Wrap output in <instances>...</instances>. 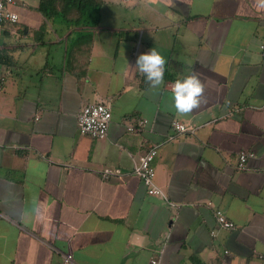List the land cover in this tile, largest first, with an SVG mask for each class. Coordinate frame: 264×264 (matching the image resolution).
Listing matches in <instances>:
<instances>
[{"label": "crops", "instance_id": "0c3cea01", "mask_svg": "<svg viewBox=\"0 0 264 264\" xmlns=\"http://www.w3.org/2000/svg\"><path fill=\"white\" fill-rule=\"evenodd\" d=\"M72 1L47 18L16 0L0 28V264H264L260 0H103L78 23ZM153 48L167 61L157 89L135 67ZM193 72L207 103L180 115L173 86ZM98 101L112 110L102 139L77 121ZM174 122L194 133L169 140ZM154 146L165 196L135 173Z\"/></svg>", "mask_w": 264, "mask_h": 264}, {"label": "built area", "instance_id": "2783aa9c", "mask_svg": "<svg viewBox=\"0 0 264 264\" xmlns=\"http://www.w3.org/2000/svg\"><path fill=\"white\" fill-rule=\"evenodd\" d=\"M16 6V0H0V28L4 23H15L19 20V15L14 10ZM262 56L264 57V42L259 46ZM112 119L111 106L105 101L93 102L85 105L78 115V129L80 134L88 136L94 139L104 138L109 130V126ZM147 119H140L136 125L129 126L128 130L131 132H139L146 124ZM175 134L169 136V140H173L177 135L182 133H194V128L187 126L182 122H174ZM158 146L152 147L149 151L142 154L139 158L138 164L135 168V173L145 182L148 187V193L150 195H164L162 189H160L155 183L156 168L155 159L158 156ZM252 156L250 152H241L239 155V162L237 168L244 170L247 168L248 158ZM119 171L111 172L105 171V177L109 178L112 174H118ZM165 196V195H164ZM216 215L219 224L227 229H234L235 223L230 221L221 210H216ZM73 256L68 254L65 256V262H71ZM153 263H157L156 260H152Z\"/></svg>", "mask_w": 264, "mask_h": 264}, {"label": "clouds", "instance_id": "9594fccd", "mask_svg": "<svg viewBox=\"0 0 264 264\" xmlns=\"http://www.w3.org/2000/svg\"><path fill=\"white\" fill-rule=\"evenodd\" d=\"M264 6V0H260ZM164 56L155 48L148 53L140 54L136 60L137 70L146 77L149 86L157 89L164 84L165 65ZM205 85L200 79L199 73H192L183 80H177L173 86L174 108L180 115H190L207 103L204 97ZM42 205L34 202L32 214L39 216Z\"/></svg>", "mask_w": 264, "mask_h": 264}, {"label": "trees", "instance_id": "16d2710c", "mask_svg": "<svg viewBox=\"0 0 264 264\" xmlns=\"http://www.w3.org/2000/svg\"><path fill=\"white\" fill-rule=\"evenodd\" d=\"M58 1L61 0H41L39 11H41L47 18L52 17L58 14V11H64L65 8H62V10H58L56 8L55 4ZM63 1V0H62ZM72 2H75L73 0ZM103 0H80L78 11H79V17L77 19V23L84 20L87 21L90 18L92 9H95L102 5Z\"/></svg>", "mask_w": 264, "mask_h": 264}, {"label": "rangeland", "instance_id": "374dc122", "mask_svg": "<svg viewBox=\"0 0 264 264\" xmlns=\"http://www.w3.org/2000/svg\"><path fill=\"white\" fill-rule=\"evenodd\" d=\"M16 8H17V5L16 6H14V10H16ZM11 27V25L7 22V23H4L2 26H1V28L3 27V28H8V27Z\"/></svg>", "mask_w": 264, "mask_h": 264}]
</instances>
